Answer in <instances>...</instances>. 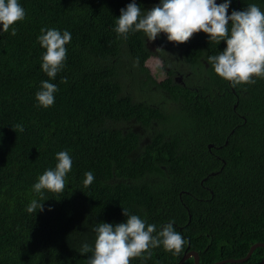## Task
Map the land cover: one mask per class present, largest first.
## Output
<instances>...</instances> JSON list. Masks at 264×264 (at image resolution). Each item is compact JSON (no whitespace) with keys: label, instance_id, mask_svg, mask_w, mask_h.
<instances>
[{"label":"trees","instance_id":"1","mask_svg":"<svg viewBox=\"0 0 264 264\" xmlns=\"http://www.w3.org/2000/svg\"><path fill=\"white\" fill-rule=\"evenodd\" d=\"M131 2L18 0L24 20L0 25V264H87L81 245L94 246L100 223L126 222L123 209L157 231L171 223L185 240L179 254L161 246L131 264H177L186 250L212 264L264 244V78L233 87L218 77L208 57L226 44L203 32L182 44L118 36ZM135 3L148 11L160 0ZM249 4L264 11V0H230L227 14ZM42 28L71 34L54 79L41 69ZM152 57L160 81L145 66ZM42 81L58 89L48 108L35 99ZM60 151L72 159L65 189L41 199L32 186ZM33 200L42 211H27ZM263 258L257 248L240 264Z\"/></svg>","mask_w":264,"mask_h":264},{"label":"clouds","instance_id":"2","mask_svg":"<svg viewBox=\"0 0 264 264\" xmlns=\"http://www.w3.org/2000/svg\"><path fill=\"white\" fill-rule=\"evenodd\" d=\"M230 0L217 4L215 0H160V4L151 10L142 11L133 2L120 10L114 31L127 39L130 32H143L149 42L160 33L176 44L186 43L195 33H205L209 41L218 44L224 41L226 47L215 56H209L214 73L237 85L255 84L257 78H264V11L256 4L246 9L227 14ZM25 18V10L18 0H0V25L4 32ZM37 37L40 46L46 51L42 55L41 69L50 79H54L64 67L67 54L66 44L71 41L68 31L62 33L56 29L42 28ZM12 28L11 35H16ZM158 50H162L159 49ZM62 83H67L64 78ZM57 86L48 81L41 82V88L35 99L38 106L48 108L54 104ZM15 128L23 131V125ZM54 169L46 170L39 176L33 191L43 199L42 190L53 193L63 192L65 177L72 167V159L67 151L56 154ZM94 180L91 171L85 173V187ZM123 209V208H122ZM42 211V202L33 200L27 207L29 213ZM126 222L116 225L100 223L94 228L96 238L94 246L83 243L79 252L91 253L87 264H131L132 259L141 257L145 252L151 256L150 249L163 247L167 252L179 254L183 251L185 240L175 231L171 223L157 231L156 225L147 224L138 215L129 214L123 209ZM153 233H156L153 235Z\"/></svg>","mask_w":264,"mask_h":264},{"label":"water","instance_id":"3","mask_svg":"<svg viewBox=\"0 0 264 264\" xmlns=\"http://www.w3.org/2000/svg\"><path fill=\"white\" fill-rule=\"evenodd\" d=\"M257 248H264V244L263 243L253 244L249 248L247 254L243 258H240V259H225V260H222V261H219V262H215V263H212V264H226V263H228V264H240V263H244V262L249 260V258L251 257V255L253 254V252ZM190 258L193 260V264H200L197 252H195V251H187V250L184 252L183 256L181 257V259L178 261L177 264H183L185 261L189 260ZM260 264H264V258L261 260Z\"/></svg>","mask_w":264,"mask_h":264},{"label":"rangeland","instance_id":"4","mask_svg":"<svg viewBox=\"0 0 264 264\" xmlns=\"http://www.w3.org/2000/svg\"><path fill=\"white\" fill-rule=\"evenodd\" d=\"M160 65V62L157 58H150L145 66L149 69L150 74L157 80L160 81L163 79V75L160 71H158V66Z\"/></svg>","mask_w":264,"mask_h":264},{"label":"flooded vegetation","instance_id":"5","mask_svg":"<svg viewBox=\"0 0 264 264\" xmlns=\"http://www.w3.org/2000/svg\"><path fill=\"white\" fill-rule=\"evenodd\" d=\"M158 59V58H157ZM159 60V62H160V65H161V63H162V60L161 59H158ZM174 80H181V76L180 75H178V76H176V77H174ZM187 251H191V250H187Z\"/></svg>","mask_w":264,"mask_h":264}]
</instances>
